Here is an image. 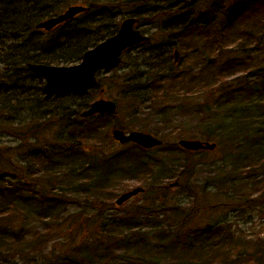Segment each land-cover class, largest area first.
I'll list each match as a JSON object with an SVG mask.
<instances>
[{
	"label": "trees",
	"instance_id": "trees-1",
	"mask_svg": "<svg viewBox=\"0 0 264 264\" xmlns=\"http://www.w3.org/2000/svg\"><path fill=\"white\" fill-rule=\"evenodd\" d=\"M160 1L166 7L158 11L153 4ZM183 1L174 13L184 21L177 35V49L182 54L190 51L192 70L186 75L173 73L165 66L159 70L153 67L160 66L158 63L150 65L141 58L131 72L119 76L115 70L111 74V84L119 90L114 99L118 106L115 115L80 119L79 111L87 103L76 106L68 115L64 113L66 117L63 113L55 116L57 113L50 111L49 118L58 119L55 125L59 127L60 140L37 150L25 151L21 167L10 164L9 159L0 155V264H11L15 258L23 264H53L52 252L46 254L44 250L36 249L38 239L45 245L44 235H26L23 227L14 226L12 220L18 217L22 221L25 218L26 222L27 217L33 215L48 224L55 222L70 203L65 191L59 189L62 186L81 192L95 185L96 191L99 190L107 201H112L118 192L127 191L129 184L134 183L146 188L143 196L148 203L165 200L169 204L167 181L177 178L183 192L191 191V181L196 174L194 159L204 156L205 151L193 154L175 144L160 149L166 160L163 162L149 156V150L134 145L123 149L106 146L110 127L148 129V119L142 116L148 111L157 115L154 109L157 102H163L164 107L173 99L207 95L216 102L212 103L215 106L217 103L229 104L228 114L215 128L206 131L205 139L224 142L226 147L239 145L235 143L241 141L259 145L255 146L257 152L262 148L257 157L264 156V0H245L228 12L219 28L211 31L206 22L188 21L197 0ZM74 4L87 7V10L50 32L35 28L39 22ZM176 4L174 0H0V122L18 120L17 127H20L27 120L19 119L22 114L19 111L31 109L30 100L42 101L41 89H35L28 80L36 77L28 72L26 64L59 66L77 63L87 49L117 31L120 19L135 17L139 23L146 24L157 19L161 12L172 14L167 8L173 10ZM145 7L152 8L150 16L145 17L148 12L143 11ZM227 46L231 47L228 52L236 55L222 60L221 50ZM259 52L257 60L255 53ZM158 61L161 63L160 59ZM141 66L148 69L139 71ZM114 76L117 77L112 79ZM98 81L100 87H105V78ZM60 96H65L61 105L64 110L74 105V100L81 95L63 93ZM204 106L208 108L207 104ZM157 111L161 113V110ZM32 123L29 124L31 128ZM41 126V130L38 126L25 130L21 146H27L31 140L39 141L41 132L48 128L46 123ZM83 146H90L91 151H86ZM245 152L255 154L251 148ZM166 163L168 167L164 166ZM35 174L44 176L50 185L44 188L29 182L28 177ZM178 205L175 202V209L171 210L177 213L179 224L170 231L177 228L184 233L183 230L192 224L185 223L187 219L191 220V214L189 211L178 212ZM184 236L189 239L187 233ZM208 240H212L210 246ZM234 243L232 235H218L204 228L191 242V245L196 244L189 249L191 253L176 264H239V254L231 257L228 248H234ZM136 252L137 246L132 253L123 254L126 260L114 259L109 264H160L138 260L140 255ZM133 254L137 260L131 259ZM99 260L102 259L91 256L84 264H100ZM76 262L72 260L68 264H83ZM262 263L264 257L257 253L242 264Z\"/></svg>",
	"mask_w": 264,
	"mask_h": 264
},
{
	"label": "rangeland",
	"instance_id": "rangeland-1",
	"mask_svg": "<svg viewBox=\"0 0 264 264\" xmlns=\"http://www.w3.org/2000/svg\"><path fill=\"white\" fill-rule=\"evenodd\" d=\"M244 1L197 0L190 11L188 21L206 22L210 25L211 31L213 28H219L228 12ZM161 2L154 3L153 8L158 11L163 10L166 4ZM174 2L178 4L173 10L171 7L167 8L168 11H172V14L161 12L157 19L146 24L144 22V24H137L136 28L145 33L149 40L132 48L122 57L121 66L116 70L117 75L131 72L132 68L140 63L141 58L150 65L158 63L160 66L153 67L159 70L165 66L173 73L183 75L194 68L189 65V59L192 58L190 51L183 54L179 52L178 63L173 64L172 52L178 47L177 35L184 24L183 17L174 14L184 1L174 0ZM143 11H148L144 14L145 17L152 14V8L145 7ZM211 34L210 32L209 35ZM229 48L231 47L227 46L221 50L222 60L236 55L228 52ZM157 54H160L159 59L162 64L158 61ZM260 54V52L255 53V59L259 60ZM139 57L140 60L136 61ZM147 69L141 66L139 71L145 72ZM167 71L165 69V72ZM112 73L102 72L98 77L105 78L106 90L104 89L103 95H100L98 90L89 91L75 99L74 105H70L69 109L63 110L61 106L64 104L65 96H54L46 103L29 99L31 109L19 111L22 112L19 119L27 120L20 127L18 126L19 128L18 120L12 122V119H6L0 122V155L4 159H9L10 164L21 167L20 161L23 165L24 158L21 157L25 151L37 150L38 147L47 143L60 140L59 127L55 125L58 119L57 117L50 119V111L56 112L55 116L60 113L65 116L64 113L68 115L76 106L83 103L89 104L99 98L114 101L119 90L111 84ZM28 80L33 87H36L35 89L40 87L41 83L38 80L32 78ZM8 83L11 81L8 80ZM40 98L42 100V95ZM212 103L216 102L207 95L173 99L164 107L162 103L157 102L154 109L158 116L147 110V114L142 117L148 119L149 128L141 131L159 138L163 143L162 147L173 146L179 139L207 141L205 140L206 131L215 128L230 111L229 104L217 103L215 106ZM206 104L208 108L203 107ZM157 110H161V113ZM31 122H34L32 128L29 125ZM43 122L48 128L46 132H41L40 140L36 142L31 140L26 143L27 146L25 144L21 146L25 130L28 131L36 126L41 130ZM37 132L38 129L35 133ZM208 141L216 143V147L214 150L206 151L204 156L194 159L196 174L191 181V191L183 192L179 182L178 187L168 189L167 199L170 204L165 200L148 203V199L138 195L125 204L116 206L114 200L122 192H118L112 201H107L99 190H95V185H90L88 189L84 188L81 192H73L70 187L62 186L59 189L65 191L70 203L55 222L48 224L47 221H40L32 215L27 217L26 222H24L25 218L22 221L15 217L12 220L13 224L16 227L22 226L26 235L31 236L34 233L44 235L45 245L42 239H38L36 249L44 250L46 254L52 252L53 264H68L72 260L84 264L86 258L91 256L101 258L102 260L98 261L100 264H109L114 259L126 260L123 254L127 251L129 254L132 253L135 251V246L140 257L138 259L133 254L132 260L176 264L191 253L189 249L196 245H191V242L196 239V234H201L204 228H207L210 233L232 235L235 242L234 248L230 246L228 248L231 257L234 258L236 253L239 254V264L257 253H262L264 257V162H262L264 156L261 154L257 157L262 148H259L260 152H257L255 146L259 145H249L242 141L236 142L235 144L239 145L232 147H226V143L218 140L209 139ZM106 146L120 148L111 141L110 136ZM249 148L255 153L254 155L246 154L245 150ZM148 155L155 160L166 162L164 152L159 149L149 151ZM260 157L263 158L259 160ZM164 166L168 167V163ZM13 174L16 175L17 172ZM28 178L29 182L44 188H46L45 185H50L40 174L31 175ZM174 181L178 179L173 178L166 184ZM136 186L139 185L131 183L127 190ZM59 189L56 191L58 192ZM175 202L179 204L176 208L178 212L189 211L191 214V220L187 219L185 223L192 224L183 230L189 235V239L180 229L170 231L179 224L177 213L171 210L175 209L173 207ZM207 242L209 246L212 244V240ZM11 264H23V262L15 258Z\"/></svg>",
	"mask_w": 264,
	"mask_h": 264
},
{
	"label": "water",
	"instance_id": "water-1",
	"mask_svg": "<svg viewBox=\"0 0 264 264\" xmlns=\"http://www.w3.org/2000/svg\"><path fill=\"white\" fill-rule=\"evenodd\" d=\"M85 9L81 6H71L64 13L47 19L39 23L38 29L51 30L60 23L72 19L76 14L83 12ZM136 20L134 18L124 19L118 31L111 37L105 39L94 48L86 51L81 61L72 66L56 67L41 64H28L29 70L33 71L38 77L45 79L44 100H49L53 95L61 91H70L75 94L86 92L95 88V74L99 70H112L120 63L121 53L146 40V36L142 35L138 30L134 29ZM175 60L178 53L174 52ZM116 106L111 101L98 100L93 102L88 110L84 111L81 116L87 117L94 114H113ZM113 138L121 144L134 142L143 148H152L160 144V142L150 135L141 132H130L125 134L119 130L112 131ZM179 144L190 151L213 150L215 144L203 143L197 140L180 141ZM174 183L172 186H175ZM141 188L133 189L126 192L116 199V204L121 205L131 197L142 192Z\"/></svg>",
	"mask_w": 264,
	"mask_h": 264
}]
</instances>
